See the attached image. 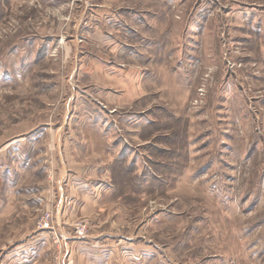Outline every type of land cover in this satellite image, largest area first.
<instances>
[{
  "label": "rangeland",
  "instance_id": "obj_1",
  "mask_svg": "<svg viewBox=\"0 0 264 264\" xmlns=\"http://www.w3.org/2000/svg\"><path fill=\"white\" fill-rule=\"evenodd\" d=\"M0 264H264V0H0Z\"/></svg>",
  "mask_w": 264,
  "mask_h": 264
}]
</instances>
